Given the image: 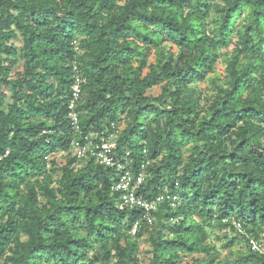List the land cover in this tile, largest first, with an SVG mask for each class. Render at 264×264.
I'll use <instances>...</instances> for the list:
<instances>
[{"label":"clouds","instance_id":"1","mask_svg":"<svg viewBox=\"0 0 264 264\" xmlns=\"http://www.w3.org/2000/svg\"><path fill=\"white\" fill-rule=\"evenodd\" d=\"M0 264H264V0H0Z\"/></svg>","mask_w":264,"mask_h":264}]
</instances>
